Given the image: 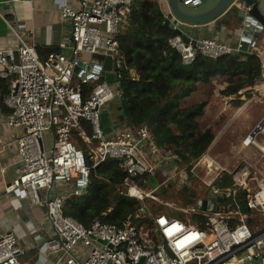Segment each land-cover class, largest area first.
Segmentation results:
<instances>
[{
    "label": "built area",
    "instance_id": "obj_1",
    "mask_svg": "<svg viewBox=\"0 0 264 264\" xmlns=\"http://www.w3.org/2000/svg\"><path fill=\"white\" fill-rule=\"evenodd\" d=\"M183 1L192 6L205 2ZM132 4L133 0H61L59 10L70 33L60 46L67 43L69 54L52 50L40 57L21 38L16 48H0V77L8 79L3 103L10 111L5 122L22 129L15 139L21 166L5 191H16L27 207L44 212L52 233L35 239L64 264H264V176L249 187L251 171L245 166L229 171L203 155L184 162L175 150L162 149L144 124L130 127L119 122L120 128L104 132L103 109L123 98L119 79L128 67L117 34L126 26ZM233 5L249 8L241 0ZM182 25L187 24H173L180 32L170 36L168 44L185 64L198 56L217 58L240 51V43L191 39ZM248 42L255 44L251 38ZM106 56L115 68L105 69ZM108 73L114 74V81H107ZM47 134L53 137L48 149L43 144ZM109 158L118 160L125 173L120 194L140 200L141 206L119 224L94 219L86 227L63 209L86 190L87 160L96 166ZM198 167L205 171L198 180L215 201L206 208L202 198L199 207L166 203V212H150L144 199L158 200L155 192L163 181L177 178L175 183L189 192ZM241 191L246 192L249 212L242 210ZM146 215L150 227L142 223ZM78 247L88 252L81 254ZM25 253L13 232H0V264H19Z\"/></svg>",
    "mask_w": 264,
    "mask_h": 264
},
{
    "label": "trees",
    "instance_id": "obj_2",
    "mask_svg": "<svg viewBox=\"0 0 264 264\" xmlns=\"http://www.w3.org/2000/svg\"><path fill=\"white\" fill-rule=\"evenodd\" d=\"M164 19L158 0H133L127 24L117 34L128 67L119 79L123 90L120 106L126 126L146 125L162 149L179 150L186 155L182 161L190 162L205 153L214 135L209 128H199L198 118L208 100L182 105L181 98L217 75L226 76L228 82L221 94L240 96L245 90L249 97L246 89L260 78L261 61L255 53H230L217 58L198 56L185 64L168 44V38L176 32L164 24ZM233 103L239 107L243 100L237 98ZM81 147L85 145L81 143ZM87 164L90 173L86 190L67 201L64 214L89 227L94 219L119 224L139 209L140 200L120 194L125 173L118 160L109 158L93 166L88 159ZM245 198L246 192L241 191L238 199L242 210L249 212ZM142 223L152 225L147 215Z\"/></svg>",
    "mask_w": 264,
    "mask_h": 264
},
{
    "label": "crops",
    "instance_id": "obj_3",
    "mask_svg": "<svg viewBox=\"0 0 264 264\" xmlns=\"http://www.w3.org/2000/svg\"><path fill=\"white\" fill-rule=\"evenodd\" d=\"M70 1L74 3L77 0ZM60 2L61 0H0V48H16L21 38L33 45L40 57H45L52 50L69 54L67 43L65 47L60 46L67 41L70 33L69 22L59 10ZM158 2L162 12L167 13L166 1ZM234 8L238 9L237 5ZM235 20L234 15L229 13L205 25H182V28L191 39L210 37L236 45L242 33ZM251 53L260 58L262 72L256 84L246 90L253 96H264V30L259 34ZM227 83L226 76H214L210 82L199 83L196 90L184 99H207L205 109L209 108ZM7 91L8 79L0 77V232H13L18 243L26 248L19 264H64L63 259L43 249L35 239L36 235L47 237L52 233L44 212L27 207L16 191H5L6 185L17 175V169L21 166L15 139L22 131L19 127L7 126L5 122L10 111L3 103ZM228 98L231 97L225 96V99ZM228 101L230 105L231 100ZM119 106L120 103L113 101L103 109L101 122L106 134L111 133L114 128H120ZM261 113L264 116V110ZM77 251L84 255L88 252L84 247H78Z\"/></svg>",
    "mask_w": 264,
    "mask_h": 264
},
{
    "label": "rangeland",
    "instance_id": "obj_4",
    "mask_svg": "<svg viewBox=\"0 0 264 264\" xmlns=\"http://www.w3.org/2000/svg\"><path fill=\"white\" fill-rule=\"evenodd\" d=\"M188 96V95H187ZM243 100L241 106L233 103L235 99ZM230 99V105H228ZM225 99L221 94L210 103L209 108L204 110L203 115L198 118L200 129H211L214 138L209 144L202 157L216 159L218 163L229 171H235L240 167H247L250 171L248 186L254 187L257 180L264 176V151L254 144H243L244 138L252 133L256 125L264 117V96H250L246 94L240 96L233 95ZM196 99L185 100L181 98V104L195 103ZM241 107V108H240ZM255 140L264 143V132L257 131L254 134ZM52 135L47 134L43 139L46 149L52 146ZM203 167V166H202ZM196 178L192 181L193 189L187 193L175 183L177 178L163 181L162 186L155 192L158 200L145 198L144 202L150 209V212H166V203H171L172 207H199L198 200L205 199L208 190L200 184L198 177L202 178L204 168L198 167ZM166 184V185H164Z\"/></svg>",
    "mask_w": 264,
    "mask_h": 264
},
{
    "label": "water",
    "instance_id": "obj_5",
    "mask_svg": "<svg viewBox=\"0 0 264 264\" xmlns=\"http://www.w3.org/2000/svg\"><path fill=\"white\" fill-rule=\"evenodd\" d=\"M165 1L169 14L168 17L164 19V24L168 25L171 29H173V24L175 22H181L192 26L205 25L221 16L232 13L236 19L235 24L241 29L242 33L239 42L240 51L236 56H246L250 54L253 50V46L249 44L248 40L251 38V41L255 43L259 34L264 30V0H241L244 6H249L245 11L240 8L235 10L233 5L234 0H205V2L196 6L189 5V3H185L183 0ZM175 32L180 31L176 29ZM183 38L185 40L188 39L184 35ZM104 67L107 70L115 68V65H111V58L109 56L104 58ZM106 79L109 82L114 81V74L108 73ZM118 117L120 123L123 124L125 121L121 106L118 107ZM263 125L264 117L256 125L251 134L254 135ZM175 153L178 155L179 159H186V155L179 150H175ZM149 181L151 184H155L153 179ZM184 189L187 190V186H184ZM213 201H215V198L207 195L202 201V208H206L207 204ZM144 210L147 211L146 207H144Z\"/></svg>",
    "mask_w": 264,
    "mask_h": 264
},
{
    "label": "bare ground",
    "instance_id": "obj_6",
    "mask_svg": "<svg viewBox=\"0 0 264 264\" xmlns=\"http://www.w3.org/2000/svg\"><path fill=\"white\" fill-rule=\"evenodd\" d=\"M259 131L264 132V125ZM244 139L247 140L246 144H249V143L254 144L259 149L264 151V143H260V142L256 141L254 135L248 134Z\"/></svg>",
    "mask_w": 264,
    "mask_h": 264
},
{
    "label": "flooded vegetation",
    "instance_id": "obj_7",
    "mask_svg": "<svg viewBox=\"0 0 264 264\" xmlns=\"http://www.w3.org/2000/svg\"><path fill=\"white\" fill-rule=\"evenodd\" d=\"M189 189H191V188H189ZM189 189H188V190H189Z\"/></svg>",
    "mask_w": 264,
    "mask_h": 264
}]
</instances>
